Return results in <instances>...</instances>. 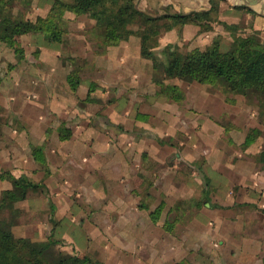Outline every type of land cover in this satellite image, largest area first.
Here are the masks:
<instances>
[{
    "label": "crops",
    "instance_id": "0c3cea01",
    "mask_svg": "<svg viewBox=\"0 0 264 264\" xmlns=\"http://www.w3.org/2000/svg\"><path fill=\"white\" fill-rule=\"evenodd\" d=\"M133 5L149 17L203 14L198 24L167 31L163 25L168 20L159 21L155 27L160 33L150 43L159 54L167 45L204 50L215 40L225 51L233 34L256 35L264 45V0H133ZM88 36L93 32L85 40ZM52 51H41L40 62L45 72L50 68L56 73L50 84L39 80L45 93L37 90L32 104L23 95L31 87L29 78L21 74L0 82V117L5 118L0 124V174L25 175L48 188L46 196L31 194L14 203L12 234L39 244L50 241L55 226V241L95 256L101 264H157L162 258L169 264L175 258H198L199 264H264L259 257L264 248V170L257 161L264 143L263 137L251 135V129L263 133L264 128L254 119L255 105L238 96L231 104L223 94L200 93L195 82L187 87L198 90L193 102L199 110L159 94L155 69L140 55V39L128 34L105 46L101 55L91 49V61H99L95 72L86 68L77 92L65 93V81L54 83L61 69L49 62L58 49ZM17 82L21 88H15ZM84 84L90 85L86 91ZM12 87L20 89L17 96L11 95ZM108 96L110 103L102 112L105 125L81 111L88 100L104 102ZM118 100L126 104L120 112L113 108ZM213 100L219 105L209 110L202 106ZM34 111L43 112V119L48 113L50 121L35 126ZM239 114L244 122L235 118ZM62 117L71 124L61 126L57 119ZM5 120L18 126L7 127ZM65 126L71 137L61 141ZM34 147L43 150V164L32 156ZM185 168L190 172L184 173ZM248 186L252 190L247 192ZM8 189L10 182L0 178V196ZM201 198L202 207H194L192 201ZM173 213L178 218L171 222Z\"/></svg>",
    "mask_w": 264,
    "mask_h": 264
},
{
    "label": "trees",
    "instance_id": "16d2710c",
    "mask_svg": "<svg viewBox=\"0 0 264 264\" xmlns=\"http://www.w3.org/2000/svg\"><path fill=\"white\" fill-rule=\"evenodd\" d=\"M61 3L60 0H52ZM68 7L75 13L85 12L91 7L101 10L100 22L104 29V44L115 45L122 34L135 35L140 39V55L151 61L154 69L164 72L169 79L178 78L188 82L215 85L229 96L254 97L259 105L264 104V45L256 35L240 36L233 34L230 47L223 51L218 40L213 41L207 48L200 50L195 48L181 54L174 46L167 45L161 51L166 58V64L151 50V40L159 35V29L155 25L162 20H168L163 25L165 31L175 26L187 23L198 24L203 14L190 15H166L161 17H149L138 11L133 0H74ZM5 6L0 5L2 24L0 26V40L14 49L16 53H22V49L16 42V37L30 32L41 31L39 23L44 27L51 26L47 20L38 19L37 23L17 20L10 13L4 14ZM39 22V23H38ZM138 23L136 29H126ZM53 26V25H52ZM52 26L49 29H54ZM203 27V26H201ZM202 29V28H201ZM47 31V30H46ZM45 32V31H44ZM50 32V31H49ZM54 41V40H53ZM71 89H75L78 82H73L72 75L67 77ZM170 97L179 100L174 94ZM42 149L34 147L31 150L35 160L41 164ZM0 178L11 184V189L4 190L0 197V210L10 208L11 205L27 199L31 194H48V188L43 182H34L25 175L18 178L10 173L0 174ZM0 264H99L92 257L70 256L62 253H54L51 249L45 250L40 244L27 238L15 237L11 232V223H0Z\"/></svg>",
    "mask_w": 264,
    "mask_h": 264
},
{
    "label": "rangeland",
    "instance_id": "374dc122",
    "mask_svg": "<svg viewBox=\"0 0 264 264\" xmlns=\"http://www.w3.org/2000/svg\"><path fill=\"white\" fill-rule=\"evenodd\" d=\"M59 2H62L63 4L54 3L53 5L52 0H0V5L5 6L4 8L5 15H7V13H10L12 18L22 21H29L33 23H37L38 19L47 20L48 22L51 23V26L53 25L52 28L55 27L54 29H49L51 26L44 27V23L38 22L42 28L41 31L30 32L25 35L16 37L15 40L18 43V46L22 49L23 51L22 53H16L14 49L9 47L8 44L0 40V82L3 83L4 81H9V79L10 81L11 80L14 81L17 78H20L21 74L24 77H26V79L29 78L30 80L29 83L31 84V87L29 90H25L23 94L30 100L27 101V104L29 105L32 104L31 103L32 101H34L32 100V98H35L34 94H36L37 90L39 92L42 91L43 93H45V90L42 87L41 83H39L40 82L39 80L44 79L45 83L50 84L49 77L54 76L56 73L54 70H50V68H47V71L45 72V69L42 68L41 62H43V60L40 62L41 51L53 55L55 53L52 50L58 49L56 56H52L53 59H50L49 61L50 63L56 62L57 63L56 68L58 67L59 69H61V72H58L56 75V79H58L59 81H55L54 83L58 85L60 81L61 84L62 81H65L63 85L66 86L67 88H63V92L66 93L67 92L66 89H68V91L70 92L67 93H75L77 92L76 89L81 81V76L85 74L86 68H89V70H91L92 72H95V68H97L96 64L99 61L98 62L91 61V57H92L91 49H95V52L98 54L100 53L99 55H101V53L104 50V47L107 46L104 44V35H103L104 29L100 22L101 10L99 8L91 7L85 12L75 13V11L70 10L68 7H61L64 4H67L68 6H72L74 0H60ZM1 24H2V17L0 14V26ZM126 29L129 30V26H127ZM92 32H93V36L90 37L88 36L87 40H85L84 37L88 34H91ZM98 33L100 35H98ZM79 34H81L82 36H79ZM174 48L181 54H185L186 52H188L187 46H183V45L181 47L174 46ZM153 53L161 59L163 64H166V58L163 57L161 53L159 54L158 52L155 51H153ZM94 56L98 57L97 54H94ZM135 57L136 60H139L137 54ZM132 59L134 60V57H132ZM14 67H16V70L15 69L13 70ZM26 69H28L27 72L22 71ZM69 75H72L73 82H78L77 86H75L76 87L75 89H71L69 83L67 82V77ZM154 79L158 81L157 85L159 87V94L167 95L169 99H172L175 102H180V103L185 102V104L187 105L184 106L185 108L191 107L192 110L200 109V107H198L196 103L193 102L195 100V96L197 95L196 92L198 90L194 89V92H192V90L187 87L188 85L195 83L188 82L178 78L169 79L165 76L161 68L155 69ZM167 80L170 81L164 83V81ZM18 84L19 82H17L15 88L19 87ZM204 85L205 86H203L202 84H195L197 88H200L199 90L200 93L202 92L210 96L223 94L225 96L226 102L229 103L231 102V104H233V102L235 101V97L233 96L228 97L232 99L229 101L227 99V95L221 90V88L215 85H208V84H204ZM89 86L87 84H84L83 90L86 91L85 89H87ZM15 88L12 87L11 95L17 96L18 93H20V89L16 90ZM104 92L105 91L103 89V93ZM171 93L180 99L174 100L175 98L170 97ZM187 95H189V99H185ZM238 97L243 98L246 104L255 105L257 115H255L254 119L259 121V124L264 128V104L259 105V102L254 97L251 98L245 96H238ZM18 101L20 100L18 99ZM18 101H15L14 105H16ZM109 103H110L109 96L104 102L101 100V98H94L93 101L88 100L87 104L85 103L81 104L80 108L82 112L84 110L89 112L88 113L89 116L90 114L94 116V119L97 120L96 121L97 123L105 125L106 122L104 119H102V114H103L102 112L104 106L109 105ZM18 104L20 105V103ZM213 105L217 106L219 105V102H214L213 100L212 102L203 104L202 106L205 109L209 110ZM125 107L126 104L124 103V101L122 100L114 101L113 108L116 112L122 111ZM38 114H41L42 118L37 117ZM45 115L46 118L43 119L44 117L43 112L40 111L31 112V116L35 120V126H37V124L40 121H44L45 119L47 120V122L50 121L51 118L48 117V113L45 112ZM239 115L240 116L238 117L235 116V118H238L237 121L244 122V117L241 114ZM4 119L5 118L0 117V124H3ZM57 120H59L62 123V124L60 123L61 126L62 125L69 126V124H71L70 120L63 119V117ZM53 122L54 121H51V123ZM10 124L11 127H13V129H16V127L18 126L16 122L11 123L10 121V123H7L5 120V125H7V127H10ZM35 126L31 127L30 131H33V128ZM66 126L60 131L59 140L61 141H67L71 137L70 131ZM251 130H253L254 132L251 135L259 140L260 137H263V143H264V132L261 133L260 129H256V128ZM252 139L253 138H251V140ZM257 161L259 164L262 165L261 168L264 170V149L261 153L258 154ZM188 170L189 168H185L183 172L187 173ZM0 171H3V169L1 168ZM256 187L258 189L257 191L260 192L261 190L260 185L258 184L256 185ZM245 188L247 189L246 190L247 192L249 190H252V188L249 186ZM231 190L233 193H236L238 190V186L234 185L231 188ZM258 195L261 196V192ZM203 201L204 200L202 198L194 199L192 201V205L194 207L200 208L203 205ZM48 205H49L50 219L54 223L53 212H52L53 203L50 200V198H48ZM188 205H190V203ZM13 206L14 204L11 205L9 209L5 208L0 210V217H1L0 223H2L3 225H7L8 223H11L10 220L12 219L11 212L13 210ZM175 209H176V205H175ZM177 218L178 217L176 216V214L173 213L169 216V221L173 222L177 220ZM262 228L264 230V224H262ZM50 229H51V233L49 234L52 237L50 241H43L42 243H39L44 247L45 250L51 249L54 253H62L70 256H77L80 258L86 256V255L78 254L75 251H72V249L68 248V245L64 241L61 240L55 241L56 239V234L54 230L55 226L51 225ZM67 231H68V227H67ZM69 234L70 231L68 232V235ZM53 239L54 241L52 242L51 240ZM189 245L190 247L188 248H192V244ZM62 247H66V248H62ZM192 251L194 252L195 250L193 249ZM87 256L92 257L99 264H101L100 260L97 257L92 255H87ZM259 257L260 258L263 257V261H264V248L261 249ZM159 260L160 261L157 264H169L166 263L165 259L163 258ZM197 260L198 258H175L173 264H199L196 262ZM198 262L201 263V260H198Z\"/></svg>",
    "mask_w": 264,
    "mask_h": 264
}]
</instances>
